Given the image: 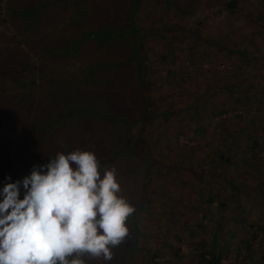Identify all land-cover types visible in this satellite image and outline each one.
<instances>
[{"label":"rangeland","instance_id":"rangeland-1","mask_svg":"<svg viewBox=\"0 0 264 264\" xmlns=\"http://www.w3.org/2000/svg\"><path fill=\"white\" fill-rule=\"evenodd\" d=\"M151 1L137 21L156 30L145 37L155 118L143 123V157L115 165L125 197L139 202L146 185L150 201L137 245L130 234L110 264H264V0H238L233 12L199 0L191 14ZM61 84L30 100L51 105L58 88L70 91ZM201 168L215 177L198 183Z\"/></svg>","mask_w":264,"mask_h":264},{"label":"trees","instance_id":"trees-1","mask_svg":"<svg viewBox=\"0 0 264 264\" xmlns=\"http://www.w3.org/2000/svg\"><path fill=\"white\" fill-rule=\"evenodd\" d=\"M147 1L0 0V15L8 16L7 23L0 17V187L8 182L6 177H24L33 164L46 163L57 151H95L107 167L143 157V123L155 118L147 116L153 103L145 37L156 30L142 28L137 21ZM216 1L231 12L238 4ZM151 2L191 14L199 0ZM47 81L64 83L70 91L58 88L51 105L39 109L30 99L39 104V89ZM100 99L108 103L107 110L97 109ZM117 129L118 138L113 139ZM60 140L67 148H55ZM198 171V183L215 177L211 169ZM120 182L125 196L131 185ZM142 187L128 222L133 247L140 237L139 216L150 201L146 185ZM124 248L128 246L123 242L115 250L123 253Z\"/></svg>","mask_w":264,"mask_h":264},{"label":"clouds","instance_id":"clouds-1","mask_svg":"<svg viewBox=\"0 0 264 264\" xmlns=\"http://www.w3.org/2000/svg\"><path fill=\"white\" fill-rule=\"evenodd\" d=\"M0 187V264H110L136 207L95 151H57Z\"/></svg>","mask_w":264,"mask_h":264}]
</instances>
